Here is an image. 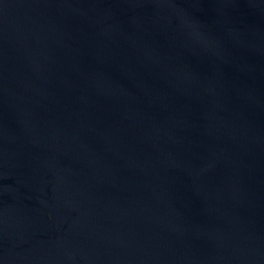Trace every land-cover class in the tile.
<instances>
[{
    "label": "water",
    "instance_id": "water-1",
    "mask_svg": "<svg viewBox=\"0 0 264 264\" xmlns=\"http://www.w3.org/2000/svg\"><path fill=\"white\" fill-rule=\"evenodd\" d=\"M0 264H264V0H0Z\"/></svg>",
    "mask_w": 264,
    "mask_h": 264
}]
</instances>
